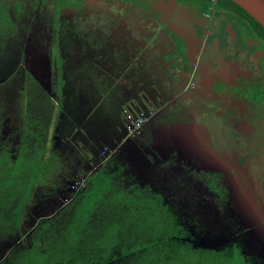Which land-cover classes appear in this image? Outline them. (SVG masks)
<instances>
[{
	"label": "rangeland",
	"instance_id": "374dc122",
	"mask_svg": "<svg viewBox=\"0 0 264 264\" xmlns=\"http://www.w3.org/2000/svg\"><path fill=\"white\" fill-rule=\"evenodd\" d=\"M20 1L21 20L8 38L0 35V150L13 162L20 148L47 144L58 160L36 185L19 227L0 219V264H54L44 231L51 220L69 216L68 208L74 212L75 200L92 201L87 192L95 180L115 185L110 194L153 193L192 221V238L165 236L177 249L175 264H234L220 252L232 243L264 264V136L249 144L220 102L190 97L207 92L223 73L251 69L255 56L241 49L236 57L232 41L221 48L220 25L209 29L171 5L166 29L185 38L188 68L196 72L175 81L174 71L160 69V50L142 31L139 6L127 13L102 5L91 13L67 9L57 19L54 4L37 14L31 0ZM58 73L64 86L56 91ZM129 115L143 117L144 126L129 132ZM108 243L118 249L119 264L139 251L112 231ZM243 255L234 256L236 264Z\"/></svg>",
	"mask_w": 264,
	"mask_h": 264
},
{
	"label": "trees",
	"instance_id": "16d2710c",
	"mask_svg": "<svg viewBox=\"0 0 264 264\" xmlns=\"http://www.w3.org/2000/svg\"><path fill=\"white\" fill-rule=\"evenodd\" d=\"M35 6L55 5V16L58 19L63 10L83 8L91 13L95 6L124 10L125 13L136 5L145 18L142 31L148 36L153 48L161 53L160 69L185 77L190 70V59L187 55L185 38L166 29V10L180 7L189 13L192 19L207 22L209 29H218L221 48L230 45L231 41L236 57L241 49L247 50V57L255 56L257 63L251 61L252 68L238 72L223 73L217 78L207 92L199 94L190 92L191 96H203L220 105L226 116L234 115V125L238 133L250 139L249 144L258 136H264V128L259 123L264 118V28L250 14L232 0H32ZM25 2L20 0H0V35L8 38L15 29V22L21 20ZM174 10L169 18H175ZM161 34L166 35L164 40ZM215 38L216 35H214ZM212 37L211 41L214 39ZM230 40V42H228ZM55 53V52H54ZM52 55V60L60 64V58ZM249 60V59H248ZM253 63V64H252ZM194 71V72H193ZM198 81V79H197ZM54 88L61 90L64 81L59 73L54 75ZM183 88H180V91ZM201 91V90H199ZM183 93L180 97H182ZM176 101V100H175ZM262 127V132L258 131ZM263 140V139H261ZM260 141V140H259ZM255 144V142H254ZM49 147V145H48ZM16 161L10 162L9 155L0 150V219L5 227L18 228L23 219L26 206L30 203L36 185L50 175L57 166V156L49 151L47 144L43 148H20ZM116 186L108 180L93 182L87 194L92 195L91 201L84 196L83 201L73 202L74 212L69 208L65 217L51 220L44 233L49 234L47 241L48 256L54 258V264H119L121 259L118 249L109 243L104 245L106 231H112L116 239L125 243L135 244L139 250L130 258H124L123 264H175L177 249L165 236H182L192 238V221L184 218L171 202L156 198L153 193L144 191L141 194H110L109 190ZM210 189L223 196L214 182L209 183ZM141 190L135 189L134 193ZM84 204H80V202ZM90 208H93L90 211ZM53 225V226H52ZM180 231V232H179ZM182 231V232H181ZM148 238L146 245L141 244ZM154 239L153 244L149 243ZM140 244V245H139ZM220 252L227 261L235 262L234 256L243 255L237 243L224 245ZM31 261H39L40 254L28 255ZM232 259V260H230ZM234 260V261H233ZM243 264H262L257 255L248 258L243 255ZM178 262V261H177ZM228 264V262H222Z\"/></svg>",
	"mask_w": 264,
	"mask_h": 264
},
{
	"label": "water",
	"instance_id": "95a60500",
	"mask_svg": "<svg viewBox=\"0 0 264 264\" xmlns=\"http://www.w3.org/2000/svg\"><path fill=\"white\" fill-rule=\"evenodd\" d=\"M264 28V0H232Z\"/></svg>",
	"mask_w": 264,
	"mask_h": 264
},
{
	"label": "built area",
	"instance_id": "2783aa9c",
	"mask_svg": "<svg viewBox=\"0 0 264 264\" xmlns=\"http://www.w3.org/2000/svg\"><path fill=\"white\" fill-rule=\"evenodd\" d=\"M143 121H144L143 117H137V118H135V120L134 119L132 120L131 116L129 115V117L127 118L128 131L132 132V133L136 132L138 129H140L142 126H144V123H142ZM134 125H136V127Z\"/></svg>",
	"mask_w": 264,
	"mask_h": 264
},
{
	"label": "flooded vegetation",
	"instance_id": "af4514ba",
	"mask_svg": "<svg viewBox=\"0 0 264 264\" xmlns=\"http://www.w3.org/2000/svg\"><path fill=\"white\" fill-rule=\"evenodd\" d=\"M31 1H32V0H31ZM31 4H32L33 7H35V5H34L33 2H32ZM47 5H48V4H47ZM45 6H46V5H45ZM36 7L38 8V11H37V14H38V12H41V11H42V9H41V5H37ZM37 14H36V15H37ZM54 16H55V11H54Z\"/></svg>",
	"mask_w": 264,
	"mask_h": 264
}]
</instances>
